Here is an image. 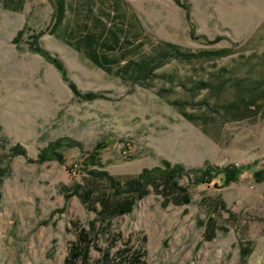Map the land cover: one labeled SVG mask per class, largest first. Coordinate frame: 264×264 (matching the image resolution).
I'll return each instance as SVG.
<instances>
[{
	"label": "rangeland",
	"instance_id": "1",
	"mask_svg": "<svg viewBox=\"0 0 264 264\" xmlns=\"http://www.w3.org/2000/svg\"><path fill=\"white\" fill-rule=\"evenodd\" d=\"M119 4L138 16L145 40L137 48L133 42L124 55V48L116 49L119 64L164 40L194 53L218 47L230 52L211 60L171 58L154 78L135 81L101 69L51 34V0H0V264H65L80 226L93 235L87 264H105L98 259L106 248L118 259L117 250L126 246L140 248L146 264H264V179L253 174L264 167V104L231 118L219 107L232 97L229 90L200 89L192 96L180 84L207 79L241 54L261 51L264 0ZM66 15L72 21L77 16L69 8ZM83 17L81 10L76 20ZM33 46L47 50V57ZM71 84L99 95L76 96ZM173 98L187 100L185 110L197 114L195 121ZM95 148L112 175L147 168L153 176L164 161L185 169L211 165L217 173L194 184L183 174L178 182L188 186L190 201L180 204L150 184L129 212L106 221L74 190L84 182V160ZM223 166L236 169L235 179L222 181ZM211 218L215 229L208 236Z\"/></svg>",
	"mask_w": 264,
	"mask_h": 264
},
{
	"label": "trees",
	"instance_id": "2",
	"mask_svg": "<svg viewBox=\"0 0 264 264\" xmlns=\"http://www.w3.org/2000/svg\"><path fill=\"white\" fill-rule=\"evenodd\" d=\"M16 1L20 2L21 0ZM76 1L78 2L77 7L74 6ZM95 4L98 6L97 12L94 10ZM51 5L53 18L49 28L51 34H56L63 39L62 41L71 44L75 50L81 51L101 69L127 74L133 77L135 81L143 82L146 79L154 78L158 66L171 58L179 59L181 62L194 61L200 57L211 60L221 58L230 52L228 47H218L203 49L194 53L189 49L181 48L180 44L164 40L160 42L159 46H152L150 53L119 64L120 57L116 56L114 52L116 49L124 48L122 52L124 55L127 49L137 48L145 43L144 39L139 38L142 25L135 13L131 12L130 15H127L125 9L119 4V0H51ZM68 8L76 11L77 16L82 10L84 19L78 21L76 20L77 16L75 21H72L71 18L66 19ZM17 33L20 36L23 29H19ZM35 38L30 42L31 44L36 42ZM133 42L136 44L132 46ZM31 48L36 49L37 52L41 51L46 57L49 53L41 47L33 46ZM53 61L61 71L63 78L66 79V69L61 60L54 57ZM236 65H239L237 67L240 71L235 74L233 66ZM180 84L186 87L192 96H195L200 89L219 94L229 90L232 97L223 104H219V107L224 108L231 118L249 114L250 110L254 111L261 104H264V48L258 53L241 54L231 66L217 67L207 79L199 77L197 80H192L189 86H187L186 81ZM71 88L74 95H79L88 100L99 95L95 92L85 93L77 90L73 84H71ZM170 101L177 104L179 109L181 108L184 116L195 121L197 114L185 110L187 100L180 101L178 98H173ZM202 102L207 103L205 99ZM214 109L219 111L217 106ZM87 154L84 160V167L87 169L86 175L83 176L84 182L76 184L74 190L78 191L83 203L95 211L97 218L106 221L114 215L129 212L136 203L135 201L148 193V185L150 184L156 191L166 197H171L170 199L175 204H180L190 201L188 186L180 185L178 182L183 174L189 175L191 183L194 184L199 181L204 182L209 176L217 173L211 165L185 169L183 166L164 161V168L156 167L153 176L147 175L149 171L147 168L142 169L138 174L112 175L102 168L103 163L99 161L97 148ZM221 172L223 173V182L235 179L236 169L223 166ZM253 174L259 180L264 179V167L254 171ZM214 229V220L211 218L207 225V235L211 236ZM92 236L89 228L79 227L78 237L71 243L65 264H75L77 261L79 264L88 263ZM114 239L115 237L111 239V244ZM117 253L118 259H115L116 257L110 256L106 248L102 251L98 261L105 264H146L142 258L143 251L140 248L133 250L126 246V248L117 250Z\"/></svg>",
	"mask_w": 264,
	"mask_h": 264
}]
</instances>
